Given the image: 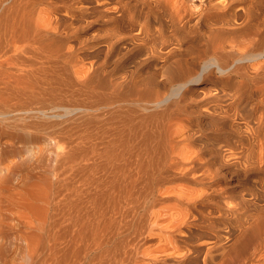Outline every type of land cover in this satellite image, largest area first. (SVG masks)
I'll return each instance as SVG.
<instances>
[{"label":"bare ground","instance_id":"bare-ground-1","mask_svg":"<svg viewBox=\"0 0 264 264\" xmlns=\"http://www.w3.org/2000/svg\"><path fill=\"white\" fill-rule=\"evenodd\" d=\"M43 126L63 209L0 264H264V0H0V135Z\"/></svg>","mask_w":264,"mask_h":264},{"label":"rangeland","instance_id":"rangeland-1","mask_svg":"<svg viewBox=\"0 0 264 264\" xmlns=\"http://www.w3.org/2000/svg\"><path fill=\"white\" fill-rule=\"evenodd\" d=\"M195 2L199 3V0H195ZM100 27H101L100 24L96 23L94 26H92V29H90V31L88 32V35H91L92 33L99 34ZM87 62L88 61H86V65H88ZM72 74H73L72 76H74V77H72V79L74 80V83H75V79L78 77V75L75 74L74 70L72 71ZM79 75H82V74L79 72ZM60 86H62V84L55 83L51 86L49 85V87H50L49 90H51V91H47L45 94L43 93L41 95H38L37 98H32V101H31V99L28 98L29 100H25V102H27L32 107L33 106L34 107L39 106V107H44L45 109L48 107L47 109H49L50 111H60L61 110L60 107L65 106V105L67 106V104H69V105H86L89 102L88 100H90V99H89L88 94L85 91L79 90L77 85L75 86V84H74V88L73 87L71 88L65 84H63L62 87H60ZM75 92H77L79 95ZM47 93H49V94H47ZM72 95H74V96L78 95L79 97H74ZM81 96H82V99H81ZM83 96H84V98H83ZM16 102L17 101L15 100V103ZM30 102H32V103L34 102L33 103L34 105ZM12 103H14V100L12 101ZM3 129L4 130L2 131V134L0 135V137H1L0 138V175L3 173L4 175H2V176L4 178H5V175L6 176L9 175L8 176L9 178L7 177L4 179L2 176H0V179L3 178V181H4V183H1L3 181L0 180V190L5 191V192L3 191L5 194L0 193V226L3 230V233L6 232L5 234H2L0 232V245L5 248V246L7 244H9L6 246V249L8 247L10 249V250L8 249L9 252L10 253L12 252V254H14L15 252L18 253L17 251H18V247L20 245V244H18V243H20L19 239L15 238V236L17 235L16 237H18V234L20 233V229L23 228V224L21 222V219L18 217V215L14 214L13 211H15L17 209H21V207H22V209H33L34 208L33 210H35V211L37 209H38V211L43 210L40 212L45 213L47 216L48 209H63L62 204L57 202L60 200L59 198L58 199L54 198V195L51 198V196L47 195L46 192L43 193V189H46V185H44V182L46 184L45 180H48V181L55 183L54 174L52 173V171H50L53 168L54 162L51 160V162L53 163V164H51L49 159L52 158L51 157L52 154L57 149L62 147L63 144L57 143V141L50 136L49 130H47L44 126L43 127H33V128L26 129V130H16V129L15 130L14 129L8 130V128L7 129L3 128ZM5 130H7V132H5ZM13 131H14V133H13ZM12 133H13V135L11 136ZM51 139H53L54 142L51 141ZM5 140H7V141H5ZM8 141H10V142H8ZM9 143H11V144H9ZM52 145H54V146H52ZM55 147H56V149H55ZM51 151L53 153H51ZM50 153H51V156H50ZM48 165H51V168ZM45 166H46L47 170H45ZM27 170H29V171H27ZM11 171H12V173H11ZM9 173H11V176L13 173H14V175L11 177ZM30 174L31 175L33 174L35 177L33 175L31 176ZM36 174L39 176L36 177ZM42 174H43V177H42ZM48 175H50V176H48ZM31 177H32V179H31ZM21 179L24 180L23 182H25L26 180H27V182L23 183ZM32 180H33V182H32ZM28 183H29V188H27L28 186L25 185V184L28 185ZM36 183L37 184L42 183V185L39 184V186L37 185L38 187L34 186V187L30 188V185L33 186V185H36ZM48 183H50V182H48ZM22 185H24V187ZM25 186H26V190H25ZM28 189L30 191L33 190L32 191L33 194L29 193L27 191ZM2 191H0V192H2ZM34 193H36L37 196ZM39 194H42V195L45 194V195L41 196ZM9 195H11V196H9ZM32 197H33V199H32ZM39 198L40 199L42 198V200H40ZM9 199L13 200V202L10 201ZM25 201L27 204L25 203ZM23 203H25V204L23 205ZM29 203L30 204L33 203L34 206L30 205ZM26 205H28V206L26 207ZM10 210H12V213ZM33 210H31V212ZM38 211L35 212V214H36L35 217H38L37 215L42 214L40 212H39L40 214L39 213L37 214ZM34 212H32L33 215H34ZM2 215L4 218L2 217ZM3 223L6 226H10V227H5L6 231H4L5 225ZM7 228H9L14 233V235L11 234L12 232L10 233L9 229H8L9 231H7ZM0 231H1V229H0ZM7 232H8V236H7ZM4 235H6V236H4ZM10 240H12L13 242L11 241V243H9ZM153 242H156V240H153L152 243ZM11 244H12V247H14V246L16 247L18 244L17 249H16L17 251L15 250V252H13V250L10 246ZM48 263L49 262H47V264Z\"/></svg>","mask_w":264,"mask_h":264}]
</instances>
